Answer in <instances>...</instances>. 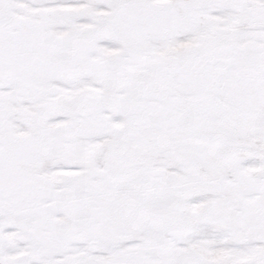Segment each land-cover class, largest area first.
<instances>
[{"label":"snow or ice","instance_id":"1","mask_svg":"<svg viewBox=\"0 0 264 264\" xmlns=\"http://www.w3.org/2000/svg\"><path fill=\"white\" fill-rule=\"evenodd\" d=\"M0 264H264V0H0Z\"/></svg>","mask_w":264,"mask_h":264}]
</instances>
